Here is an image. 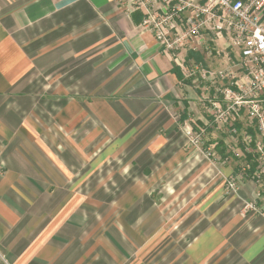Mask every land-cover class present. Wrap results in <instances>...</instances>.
<instances>
[{"label":"crops","instance_id":"1","mask_svg":"<svg viewBox=\"0 0 264 264\" xmlns=\"http://www.w3.org/2000/svg\"><path fill=\"white\" fill-rule=\"evenodd\" d=\"M139 1L0 0V264H264L256 125L217 127L229 81L189 75L240 56L164 51Z\"/></svg>","mask_w":264,"mask_h":264},{"label":"built area","instance_id":"2","mask_svg":"<svg viewBox=\"0 0 264 264\" xmlns=\"http://www.w3.org/2000/svg\"><path fill=\"white\" fill-rule=\"evenodd\" d=\"M138 6L146 8L143 27L170 54L199 48L220 54L217 44L207 47V34L213 35L214 43L223 42L239 54V74L232 69L216 72L198 66L189 75L198 73L204 81H229L219 91L223 103H212L213 123L225 126L231 118L240 119L244 112L256 125L255 135L244 136L252 161L244 165L241 175L257 184L264 183V0H140ZM182 130L189 145L203 150L205 131H196L189 123ZM238 190L237 179H228L227 193ZM245 209L264 214L256 202L247 203Z\"/></svg>","mask_w":264,"mask_h":264}]
</instances>
